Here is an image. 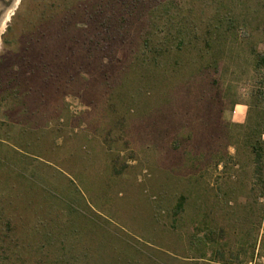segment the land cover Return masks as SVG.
<instances>
[{"label":"rangeland","instance_id":"1","mask_svg":"<svg viewBox=\"0 0 264 264\" xmlns=\"http://www.w3.org/2000/svg\"><path fill=\"white\" fill-rule=\"evenodd\" d=\"M11 1L0 264H264V0Z\"/></svg>","mask_w":264,"mask_h":264},{"label":"trees","instance_id":"2","mask_svg":"<svg viewBox=\"0 0 264 264\" xmlns=\"http://www.w3.org/2000/svg\"><path fill=\"white\" fill-rule=\"evenodd\" d=\"M254 67L256 70H264V51H255L254 52ZM253 134V139H251L250 142V146L254 152L255 155V160L258 163V165L260 164V162L263 160V146H262V142L260 139L261 133L262 131H258V130H253L252 131ZM251 134V133H250ZM252 135V134H251ZM182 200V198H181ZM84 254H74V253H69V255L67 257H64L62 259V262L64 264H77V260H81L82 261V256ZM86 257V256H85ZM42 258L44 259V261L46 262V260H48V257L46 256H42ZM43 260L39 261L40 263ZM52 262V260L50 259L48 261V263ZM61 262V261H59Z\"/></svg>","mask_w":264,"mask_h":264},{"label":"flooded vegetation","instance_id":"3","mask_svg":"<svg viewBox=\"0 0 264 264\" xmlns=\"http://www.w3.org/2000/svg\"><path fill=\"white\" fill-rule=\"evenodd\" d=\"M9 3V4H8ZM10 3H12L11 0H0V5H4V6H1L0 8V16L2 14V11H4V7H7L8 5H10ZM3 7V8H2ZM1 18V17H0Z\"/></svg>","mask_w":264,"mask_h":264}]
</instances>
